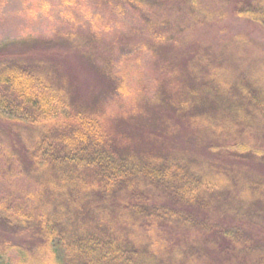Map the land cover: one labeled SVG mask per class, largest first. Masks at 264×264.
Wrapping results in <instances>:
<instances>
[{
	"label": "trees",
	"instance_id": "1",
	"mask_svg": "<svg viewBox=\"0 0 264 264\" xmlns=\"http://www.w3.org/2000/svg\"><path fill=\"white\" fill-rule=\"evenodd\" d=\"M225 1L235 16L264 31V0ZM183 3L196 23L225 17L200 0ZM69 41L83 57L95 52L90 41ZM161 41L146 46L155 51ZM220 45H195L168 61L169 77L189 86L173 105L189 124L230 132L242 126L248 140L194 136L182 150L163 152H133L124 135L105 126L102 110L74 101L52 65L0 45V119L17 135L20 157L11 154L7 161L14 165L6 163L0 173L6 168L38 186L34 204L0 198V258L13 254V264H264V177L229 168L227 159L264 161V42L235 34ZM245 47L251 57L242 56ZM102 69L118 96L122 81L109 63ZM199 152L205 156L196 157Z\"/></svg>",
	"mask_w": 264,
	"mask_h": 264
},
{
	"label": "rangeland",
	"instance_id": "2",
	"mask_svg": "<svg viewBox=\"0 0 264 264\" xmlns=\"http://www.w3.org/2000/svg\"><path fill=\"white\" fill-rule=\"evenodd\" d=\"M147 1L0 0V45L29 54L26 59L31 62L42 60L52 65L58 77L68 81L74 101L102 110L105 126L124 135L133 152L182 150L188 137L194 136L214 143L233 142L235 136L247 141L249 136L242 126L230 132L187 123L173 102H177L182 91L188 95V83L182 78H170L166 65L171 58L185 55L190 47L218 48L235 34L264 42L261 26L235 16L232 5L225 0H200L201 7L221 11L225 17L199 23L194 22L183 0ZM69 39L77 43L90 41L95 52L83 57ZM156 39L165 42L161 41L152 51L146 44L153 46ZM245 48L242 56L251 57ZM108 63L123 84L118 96L100 72ZM165 94L168 98H164ZM162 98L169 103L157 101ZM137 105L142 108L136 109ZM17 140L9 125L0 119V172L11 154L20 158ZM203 156V152L196 155ZM242 156L227 157L229 168L264 177L263 160ZM5 172L0 173V198L12 199L16 204H34L36 183L25 176L14 177L6 168ZM10 255L12 259L9 255L0 258V264H13L15 256Z\"/></svg>",
	"mask_w": 264,
	"mask_h": 264
}]
</instances>
